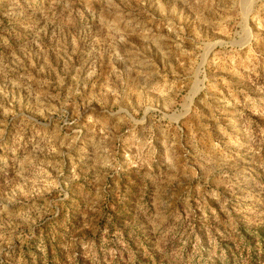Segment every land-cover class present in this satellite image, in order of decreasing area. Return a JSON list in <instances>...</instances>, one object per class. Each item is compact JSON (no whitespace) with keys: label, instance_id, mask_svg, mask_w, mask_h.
I'll return each mask as SVG.
<instances>
[{"label":"rangeland","instance_id":"obj_1","mask_svg":"<svg viewBox=\"0 0 264 264\" xmlns=\"http://www.w3.org/2000/svg\"><path fill=\"white\" fill-rule=\"evenodd\" d=\"M0 264H264V0H0Z\"/></svg>","mask_w":264,"mask_h":264},{"label":"trees","instance_id":"obj_2","mask_svg":"<svg viewBox=\"0 0 264 264\" xmlns=\"http://www.w3.org/2000/svg\"><path fill=\"white\" fill-rule=\"evenodd\" d=\"M251 237L257 239L259 244L262 243V241H263V237L261 236V234L254 233V234L251 235Z\"/></svg>","mask_w":264,"mask_h":264}]
</instances>
